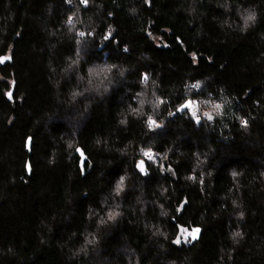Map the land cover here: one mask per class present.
<instances>
[{
  "label": "trees",
  "instance_id": "obj_1",
  "mask_svg": "<svg viewBox=\"0 0 264 264\" xmlns=\"http://www.w3.org/2000/svg\"><path fill=\"white\" fill-rule=\"evenodd\" d=\"M0 264H264V0H0Z\"/></svg>",
  "mask_w": 264,
  "mask_h": 264
},
{
  "label": "water",
  "instance_id": "obj_2",
  "mask_svg": "<svg viewBox=\"0 0 264 264\" xmlns=\"http://www.w3.org/2000/svg\"><path fill=\"white\" fill-rule=\"evenodd\" d=\"M79 155L81 157V164H80L81 165V169H82V172L84 173L85 172L86 157H85L84 153L81 150L79 151ZM141 162H143V171L140 168ZM141 162L137 166L138 170L143 176H147L150 173L149 170H148L147 163L145 161H141Z\"/></svg>",
  "mask_w": 264,
  "mask_h": 264
},
{
  "label": "rangeland",
  "instance_id": "obj_3",
  "mask_svg": "<svg viewBox=\"0 0 264 264\" xmlns=\"http://www.w3.org/2000/svg\"><path fill=\"white\" fill-rule=\"evenodd\" d=\"M192 113H193L194 119H195L197 122H200V117H199V114L201 113V108H200V106H194V107L192 108ZM206 114L210 115L212 118H211V119H208V115H206ZM204 115H205V117H206L208 120H212V119H213V116H214L213 112H212L210 109H206V110L204 111Z\"/></svg>",
  "mask_w": 264,
  "mask_h": 264
},
{
  "label": "snow or ice",
  "instance_id": "obj_4",
  "mask_svg": "<svg viewBox=\"0 0 264 264\" xmlns=\"http://www.w3.org/2000/svg\"><path fill=\"white\" fill-rule=\"evenodd\" d=\"M69 2H71V0H69ZM81 2L82 3H87V0H81ZM69 23H71L72 21H71V18H69V21H68ZM80 35L81 36H83L84 35V33H80ZM145 79H147L146 77H145ZM190 106V105H189ZM217 108L219 107V106H216ZM206 115H208V114H206ZM212 117L210 116V115H208V119H211ZM246 123V122H245ZM151 124H154V121H150V125ZM145 155L146 156H149V158H151V156H150V153H145ZM140 168H141V170L143 171V162H141V164H140ZM111 215V214H110ZM196 232H198L199 230L197 229V230H195ZM193 238H195V236H194V234H193ZM180 241H179V239H177V241H176V243H179Z\"/></svg>",
  "mask_w": 264,
  "mask_h": 264
}]
</instances>
